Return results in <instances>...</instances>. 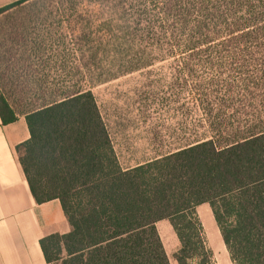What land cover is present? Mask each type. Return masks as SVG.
I'll return each mask as SVG.
<instances>
[{
	"label": "trees",
	"instance_id": "1",
	"mask_svg": "<svg viewBox=\"0 0 264 264\" xmlns=\"http://www.w3.org/2000/svg\"><path fill=\"white\" fill-rule=\"evenodd\" d=\"M24 1L0 6V15ZM93 1L131 11L132 46L167 40L189 56L230 58L239 84L195 98L192 131L184 125L175 147L129 168L90 89L56 87L45 99L38 86L27 92L36 106L18 111L0 84L1 122L23 113L30 132L15 147L30 192L37 203L58 199L70 226L39 240L46 264H170L156 228L162 219L178 238V264H208L202 203L233 264H264V0Z\"/></svg>",
	"mask_w": 264,
	"mask_h": 264
},
{
	"label": "rangeland",
	"instance_id": "2",
	"mask_svg": "<svg viewBox=\"0 0 264 264\" xmlns=\"http://www.w3.org/2000/svg\"><path fill=\"white\" fill-rule=\"evenodd\" d=\"M12 1L0 0V6ZM126 10L114 1L26 0L0 15V84L12 107H33L34 96L27 92L38 86L45 99L50 97L46 91L56 87L90 89L123 164L175 147L184 125L192 131L200 118L195 98L226 82L239 84L230 58L189 56L167 40L150 49L132 46V16ZM136 61L146 64L136 66ZM129 67L139 68L126 71ZM262 91L255 92L259 99ZM201 217L212 251L208 264H233L214 219ZM165 223L168 234L175 235ZM164 236L169 262L178 264L176 250L170 252L172 241Z\"/></svg>",
	"mask_w": 264,
	"mask_h": 264
},
{
	"label": "crops",
	"instance_id": "3",
	"mask_svg": "<svg viewBox=\"0 0 264 264\" xmlns=\"http://www.w3.org/2000/svg\"><path fill=\"white\" fill-rule=\"evenodd\" d=\"M29 136L23 113L18 114L16 120L6 124L0 119V264H46L39 240L50 233H66L70 230L58 199L37 203L30 192L15 151L16 145L27 140ZM114 150L123 168L134 167L151 159H128L130 163L123 164L115 145ZM196 213L201 222L202 213L213 218L207 203L196 206ZM166 221L168 222L167 219L157 221L156 228L164 250V235H168L167 239L172 241L171 252L177 250L179 241L176 233L168 234L170 225H167ZM217 235L221 238L218 227ZM205 236L207 239L206 232ZM221 245L226 249L223 242Z\"/></svg>",
	"mask_w": 264,
	"mask_h": 264
}]
</instances>
